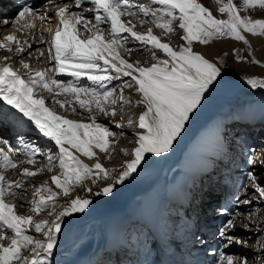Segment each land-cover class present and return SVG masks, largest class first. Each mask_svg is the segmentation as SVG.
<instances>
[{"label": "snow or ice", "instance_id": "obj_1", "mask_svg": "<svg viewBox=\"0 0 264 264\" xmlns=\"http://www.w3.org/2000/svg\"><path fill=\"white\" fill-rule=\"evenodd\" d=\"M152 3L159 7L133 3L132 0H73L72 5L65 3L59 6L53 14L58 25L49 46L37 49V60L47 53L49 62H54L51 70L33 68L23 58L19 60L20 68H17L6 62L11 60L10 56L0 57V101L34 122L39 132L54 141L58 148L55 154L51 149L46 153L47 165L44 167L36 171L25 167L20 171L23 161L14 159L9 142L0 138V168L14 173L18 171L21 176V179L14 180L0 172V264H52L50 258L65 218L85 212L92 203L77 196L59 204L57 197L61 194L68 197L74 186H82L90 176L101 174L103 179L112 183L96 195L108 196L116 184H123L137 171L146 154L160 157L172 150L174 142L185 131L190 116L221 76V68L216 63L193 51L194 42L207 45L213 39L232 38L247 44L249 42L243 33L264 36V19L240 14L257 6L264 9V0H242L240 5L234 0L226 3L217 0L221 5L219 12L227 14L226 20L217 19L199 0H152ZM126 16L135 18L140 25L147 22L144 18L151 17L152 23L165 34L176 31L178 27L184 32L181 39L186 44L174 49L154 35L152 28H148L146 33L137 32L134 30L137 25L132 20L122 19ZM37 18L41 22L46 19L42 15L38 17L33 6L25 5L13 20L5 19L2 23L17 25L20 29H35ZM125 33L150 46L155 63L145 67L139 61L131 63L125 59L121 51L131 55L134 50L127 47L128 36H124ZM40 40L44 41L43 36ZM31 48V44L21 41L15 33L0 38V49L14 55H22ZM154 50H161L168 58L159 59ZM237 59L241 57L237 56ZM63 75L76 79L57 78ZM122 77H130L131 80L109 87ZM81 78H87L94 86L81 85ZM246 82L252 88L264 89V78L251 77ZM133 87L140 96L134 103L142 106L143 111L137 121H127L128 127L136 126V146L130 152L124 150L132 158L123 165L124 170L117 177L112 175L115 169L103 167L95 151L109 153L111 158L112 141L109 138L117 133L98 122L96 114L114 120L118 104L133 103L124 94L125 89ZM45 93L52 97V104L65 111L77 112L75 104H78L80 109L89 113V122L58 114L55 108L46 105ZM61 96L64 99H59ZM115 126L125 127L123 118ZM40 152L41 149L35 147L26 153L27 163L35 165V154ZM77 152L90 159L97 157L95 164L89 166L84 163L75 154ZM57 160L60 174L53 175L51 181L60 191L47 183L34 186L29 201L34 215L19 214L16 209L23 205H17L8 198L23 195L18 190L24 189L27 178L45 170L53 171ZM248 163L254 164L255 161L250 158ZM260 163L264 166V160ZM87 191L91 192V188ZM256 201L264 202V180L253 169L247 172L245 183L234 196L231 206H221L216 210L217 215L226 217V220L214 234L218 240L213 254L214 264H264V219L257 222L256 214H245L242 207H250ZM45 211L48 218L36 219ZM30 229L41 236L28 234ZM246 233L250 234L247 239L244 238ZM236 246L242 250L258 248L259 255L250 260L243 251L239 255L228 254Z\"/></svg>", "mask_w": 264, "mask_h": 264}, {"label": "bare ground", "instance_id": "obj_2", "mask_svg": "<svg viewBox=\"0 0 264 264\" xmlns=\"http://www.w3.org/2000/svg\"><path fill=\"white\" fill-rule=\"evenodd\" d=\"M2 1L0 0V4ZM71 1L73 0H39L35 8L37 15L38 17L42 15L46 19L41 22L37 18L35 29H20L17 25L6 26L2 23L5 19L13 20L22 8L19 3L13 0H4L3 5H0V35H2L0 38L15 33L21 41H27L31 44L32 48L22 55H14L5 49H0V57L10 56L11 60L6 62L15 64L17 67H20L19 60L23 58L33 68L51 70L54 62H49L46 58L47 53L44 58L37 60L36 57L39 55L37 49H46L49 46L58 25V19L53 14L59 6H63L65 3L72 5L73 2ZM210 5L209 8L217 19L226 20L228 18L227 14L219 12L221 5L218 3H211ZM2 9L6 11L1 12ZM254 9L243 11L241 16L251 17ZM45 12H48L50 16L46 15ZM134 19L128 18L136 24ZM148 28H152L154 35L160 37L162 42L169 43L174 49L186 44L181 39L184 35L183 30L181 34L177 35L175 32L165 34L155 25L152 27L145 26L143 29L136 27L134 30L146 33ZM243 34L249 43L231 41L230 39L217 40L213 44L207 45L198 42L193 43L194 52L203 54L205 58L216 63L220 68L225 63L229 68H221V76L205 94L200 107L190 116L185 125V131L174 142L169 153L160 157L154 154H146V159L142 161L137 171L123 184H116L112 194L108 196L96 195L97 192H101L104 187L112 183L111 180L103 179L101 174V176H90L82 186H74L68 197H64L62 194L57 197L59 204H64L77 196L87 198L92 203L85 212L75 213L65 218L57 246L51 257L55 261L52 264H212L213 254L218 246V240L214 234L226 220V217L218 216L216 210L221 206H231L234 196L240 192L241 185L245 183L248 171L254 169L256 174L264 180V166L260 163L261 160H264V100L243 102L240 105V111L237 113L223 114L224 110L234 109L230 106L237 96L238 81L244 77L239 71L247 70H244L246 66L251 71V77L264 78V47H262L264 46V36L251 33ZM123 35L129 36L127 33ZM41 36L44 38L43 42L40 40ZM131 39L132 43L128 45H131L132 49L139 50L137 45L143 46L133 38ZM146 47L150 48V46ZM154 51L159 59L168 58L161 50ZM235 53L243 55L244 59L241 64L232 63ZM121 55L131 63L137 62L136 54L131 55L130 58L127 52L121 51ZM254 60L259 61V63H254ZM153 63H155L153 59H149V63L146 61L139 62L141 66L145 67L151 66ZM227 69L238 73L232 76L227 72ZM57 78L76 79L67 75ZM127 78L130 77H122L121 80L113 81L109 87L122 85L123 79ZM81 80L83 86H94L87 78H81ZM44 95L49 96L47 93ZM125 96L128 97L126 94ZM130 98L133 103L126 106L134 111V114L127 111L126 114L124 113V118L117 115L113 120L111 117L97 113L99 116L97 121L106 124L111 131L115 130L118 134V136L109 138L112 141L110 151L118 139L124 138L128 131L136 128L135 124L131 128L128 127L127 121L129 119L137 121L143 111L142 106L134 103L140 98L136 91ZM0 109L2 110L0 111V138L9 142L12 149L11 155L14 159L23 161L20 164V171L25 167L36 171L33 166L25 162V154L31 151L33 145L45 148V144H49L50 148L56 147V152L58 151L57 146H55L54 141L44 137L36 125H34V129L26 128L31 125V121L17 109L3 101H0ZM121 118H123L125 127L117 128L115 123L121 121ZM3 120L11 123L14 132L5 127ZM80 120L89 122L87 119ZM20 129H25L29 133L17 137L16 133ZM124 150L120 148L119 155L117 154L115 157H112L110 153L111 158H109V153H101L98 149L95 151L103 167L112 170V166L118 164L120 154L125 153ZM73 151L75 152V150ZM75 154L80 156L84 163L89 166H93L97 159V157L90 159L78 152ZM250 158L255 161L254 164L248 163ZM107 159L113 163L112 166L106 165ZM54 163L57 167L53 171L45 170L31 177L25 196L9 197L17 205H23L16 209L19 214L34 215L29 203L34 186L47 183L54 190L60 191L51 181L53 175L60 174L58 160ZM45 165L47 163L40 167ZM209 174H211L210 181L204 182L202 190L197 185L191 195L192 190H189V186L192 184H189V181L201 175L206 178ZM220 176L225 183L218 181ZM205 178L204 180L207 179ZM88 188H91V192L87 191ZM204 191L210 193V196L206 201L199 202L198 198L203 195ZM240 194L243 195V193ZM248 195H251L250 192ZM134 199L138 200L137 204L134 203ZM169 202L172 203V212L179 211L181 205L190 206L193 209L195 206L193 204H197L196 209L198 207L200 213V216L196 218L198 222L192 221V228L198 230V237L195 240L199 241L193 244L190 241L182 251L179 246L183 245L182 234L187 233V231L181 227H174L173 229L169 218L173 216L172 214L171 216L166 215L168 219L165 217L164 213ZM44 218H48L47 211L36 217L38 220ZM166 222L169 223L168 227ZM29 232L30 235L41 236L40 233H35L34 229H30ZM77 232L88 234L87 242L81 248L78 246L79 244L73 243V236ZM60 251L62 254L56 255ZM103 251H108L105 254L107 256L101 257ZM111 252L114 254L111 255Z\"/></svg>", "mask_w": 264, "mask_h": 264}, {"label": "rangeland", "instance_id": "obj_3", "mask_svg": "<svg viewBox=\"0 0 264 264\" xmlns=\"http://www.w3.org/2000/svg\"><path fill=\"white\" fill-rule=\"evenodd\" d=\"M201 1V3L204 5V6H206V7H211V3H217V0H199V2ZM2 2H4V1H2ZM1 2V6L3 5V3ZM71 2H73V1H71ZM132 2L133 3H137V4H139V3H144V4H147V5H150L151 7H153V8H155V7H159V6H157V5H155V4H153L152 3V0L150 1V0H132ZM224 2L226 3L227 2V0H224ZM234 2L235 3H237L238 5H240L241 3H242V0H234ZM219 4V3H218ZM220 5V4H219ZM210 9V8H209ZM211 10V9H210ZM46 13V15H49V13L48 12H45ZM241 15L243 14V11H241V13H240ZM252 16V19H264V9H259V7L257 6L254 10H253V12H252V14H251ZM50 16V15H49ZM123 19H127L128 20V18L130 19H132L133 17H122ZM144 19H146V23L145 24H143V25H140L139 24V22H138V20H136V19H134V20H136L135 22H136V25H137V27L138 28H141V29H143V27H145V26H148V27H152L153 25H155V24H153L152 23V18L151 17H147V18H144ZM160 30L162 31V32H164V30H162L161 28H160ZM175 33H176V35L177 34H181V32H182V30H180L178 27L176 28V31H174ZM173 32V33H174ZM2 35H0V37H1ZM127 36V35H126ZM227 39H230L231 41H235L234 39H232V38H221V39H213L209 44H213V42H215V41H217V40H227ZM130 41V42H129ZM129 43H132V39L128 36V44ZM127 44V47H129V48H132V46L130 45H128ZM137 47H139L140 49L139 50H133V52L131 53V55H135L136 54V59H137V61H139V62H143V61H146V63H149V59H152V50H150V48L148 49L145 45H143V46H141V45H137ZM142 47V48H141ZM262 47H264V46H262ZM159 51V50H158ZM131 55H128L130 58L132 57ZM237 56H239V57H241V59H237ZM243 59H244V57H243V55L242 54H238V53H235L234 54V56H233V58H232V63H239V64H241L242 63V61H243ZM244 64H245V62H244ZM15 65V64H14ZM16 67H17V65H15ZM17 68H20V67H17ZM221 68H229V67H227V65H226V63L225 64H223V66L221 67ZM245 69H247V70H245ZM244 70L245 71H239V73H241L244 77H243V79H241V81H238V87H237V92H236V94H237V96H236V98H235V100H234V103L230 106V108H234V109H227V110H224V112H223V114L225 113V114H233V113H237L238 111H240V105L241 104H243V102H248V101H254V100H259V101H262V100H264V89H259V88H252L250 85H248V84H246V81H247V79L246 78H251V74H250V72L251 71H249V68H247L246 66H245V68H244ZM227 72L230 74V75H232V76H234V74L235 73H238V72H234L233 70H231V69H227ZM233 78H235V77H233ZM69 80L68 78H63L62 80ZM71 80H73V79H71ZM131 80V78H127V79H123V83L125 82V81H130ZM115 82V81H114ZM240 82V83H239ZM80 84L81 85H83V82H82V80L80 81ZM241 85V87H239ZM243 86V87H242ZM251 87V88H250ZM133 92V93H132ZM134 93H135V88L133 87V88H129V89H125V94L126 95H128V97H133V95H134ZM117 95H118V92H117ZM45 99H46V105L48 106V107H53V108H55V110L57 111V113L58 114H61V115H64V116H66L67 118H69V119H73V120H80V119H87L88 120V117H89V113H87V112H85V111H83L82 109H80L79 108V106H78V104H75V106L77 107V112H75V113H73V112H71V110L69 109L68 111H65L64 109H62V108H60L58 105H54V104H52V98L51 97H47V96H45ZM59 99H64V97L63 96H61V97H59ZM236 108V109H235ZM117 115H119V116H122L123 118H124V113L126 114V112L128 111V112H132V114H134L135 112L134 111H132L131 109H129V107H127L126 105H124V104H118L117 105ZM0 111H2L1 109H0ZM120 111V112H119ZM233 112V113H232ZM0 115H1V113H0ZM97 115V119H98V114H96ZM4 121V124H5V127L8 129V130H10V131H12V132H14V127L11 125V123H9L8 121H6V120H3ZM30 121V120H29ZM99 122V121H98ZM23 123V122H22ZM34 125H35V123L34 122H32L31 121V125H28V127H26V128H29V129H34L35 127H34ZM23 126H24V123H23ZM25 127V126H24ZM16 129H18V128H16ZM23 130V131H22ZM113 132H115V130H112ZM135 131H136V128H134V129H132L131 131H128V134H127V136H124V138H121V139H118V141L114 144V148L110 151V153H111V155H112V157H115L117 154L119 155V149L120 148H123V149H125V150H128L129 152L133 149V147H134V145H135V140H136V137H135ZM29 132L28 131H25V129H20L19 131H17V133H16V135H17V137L19 136V137H21V135H24V134H28ZM115 133H117V132H115ZM30 135V134H29ZM28 135V136H29ZM116 136H118V134L116 135ZM119 144V145H118ZM35 147H39L40 149H41V152L40 153H37V154H35V160H36V164L35 165H33V164H30L31 166H33L34 167V169H37V168H39L40 166H42V165H44L45 163H47V158H46V153L49 151V149H51L52 150V152H53V154H55L56 153V147H52V148H50V145L49 144H45V148L44 147H41V146H38V145H33V148H35ZM32 148V149H33ZM46 148H47V150H46ZM123 154H125V153H123ZM123 154H120V157H119V162H118V164L117 165H113V163L111 162V161H109L110 159H107L106 161H108L107 163H106V165H108L109 164V166L111 165H113L112 166V170L113 169H115V171L112 173V175H114V176H119V174L124 170V168H123V165L127 162V161H129L130 159H131V156H129V155H123ZM26 156V155H25ZM25 162L27 163V156H26V158H25ZM29 164V163H28ZM176 167H177V165L175 166V169H176ZM223 170H225V169H223ZM0 172H4V174L5 175H7V176H9L10 175V178H12V179H14V180H19V179H21V176L19 175V172L17 171V172H13V170L12 171H9V170H4L3 168H0ZM221 172V171H220ZM212 174V173H211ZM211 174H209L206 178H205V176L204 175H201V176H199V177H196V178H194V179H191L190 181H189V184H192V186H189V190H192V192L190 193L191 195L193 194V192L195 191V189H196V186L198 185L199 186V188H201L200 190H202L203 189V187H204V182H208V181H210V175ZM209 177V178H208ZM204 178L206 179V180H204ZM200 179V180H199ZM31 181V177L30 178H27V180L25 181V184H24V189L23 190H18V191H22L23 192V195L22 196H25L26 195V192H27V190H26V188H27V186H28V184H29V182ZM219 182H224L225 183V181L222 179V177L220 176V179L218 180ZM227 183V182H226ZM208 190V189H207ZM25 194V195H24ZM210 193H208L207 191H204V193H203V195L201 196V197H199L198 198V201L200 202V201H206L207 200V198L210 196L209 195ZM250 194H251V192H250ZM214 195V194H213ZM212 196V195H211ZM9 199V198H8ZM198 201H197V204H198ZM25 203V202H24ZM134 203L135 204H137L138 203V200L137 199H134ZM194 203V202H193ZM197 204H193V205H195L194 207H193V209H191V207L189 206H186V205H181V207H180V209H179V211L177 210V212L176 211H173L172 212V210H171V206H172V203H168L167 205V208H166V210H165V213H164V215H165V217H166V215L167 216H171V214L173 215V216H171V217H169L170 218V222L172 223V225H173V229H174V227L175 228H179V227H181L182 229H184V230H186L187 231V233L185 232V233H183L182 234V239H183V245H180L179 247L181 248L180 250L182 251V250H184V248H186V246L189 244V242L191 241V244H193V243H197L199 240H195L197 237H198V230H196V229H193L192 227V221H195V223L196 222H198V220H196V218H198L199 216H200V213H199V211H198V207H197V209H196V206H197ZM176 206H178V205H176ZM243 209H244V212H245V214H247L248 212H253V213H255L256 214V220H257V222H259L260 220H262V219H264V202H261V201H256L255 203H253L250 207H243ZM172 212V213H171ZM175 217V218H174ZM167 219H168V217H166ZM175 223V224H174ZM194 223V224H195ZM169 223H167L166 222V225H167V227L169 226L168 225ZM179 224V225H178ZM175 225V226H174ZM166 227V228H167ZM180 228V229H181ZM30 231V230H29ZM183 231V230H182ZM30 233V232H29ZM28 233V234H29ZM186 234H187V236H186ZM192 235V236H191ZM249 236H250V234H245L244 235V238L245 239H247V238H249ZM87 238H88V234L87 233H85V232H77L74 236H73V243H75V244H79L78 246L81 248V247H83L85 244H86V242H87ZM184 238H186V239H184ZM253 239H254V237H252ZM197 241V242H196ZM80 242V243H79ZM82 244V245H81ZM241 251H243L247 256H248V258L251 260V259H254L257 255H259V251H258V248H256V249H252V250H248V249H240L239 248V246H236L231 252H229L228 254H236V255H239V254H241ZM108 251H103L102 252V256L101 257H105V256H107V255H105L106 253H107ZM60 255V254H62V251H60V252H58L56 255ZM114 253L113 252H111V255H113ZM105 255V256H104ZM54 258H55V256H53ZM100 257V258H101ZM51 259V262L52 263H54L55 261H53V258H50ZM212 264L214 263V256H213V259H212Z\"/></svg>", "mask_w": 264, "mask_h": 264}]
</instances>
